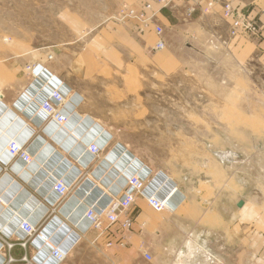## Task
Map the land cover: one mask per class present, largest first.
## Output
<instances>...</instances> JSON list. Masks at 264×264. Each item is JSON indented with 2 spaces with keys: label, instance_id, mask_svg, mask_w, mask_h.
<instances>
[{
  "label": "crops",
  "instance_id": "0c3cea01",
  "mask_svg": "<svg viewBox=\"0 0 264 264\" xmlns=\"http://www.w3.org/2000/svg\"><path fill=\"white\" fill-rule=\"evenodd\" d=\"M145 2L152 20L142 30L129 11L143 10ZM226 3L254 19L259 33L231 35ZM74 19L71 35L52 43L0 34V264L23 254L56 264L54 247L67 251L60 264H145L144 252L153 256L150 264H239L238 227L249 229V259L264 264V0H120L117 12L98 24ZM154 25L163 29L159 50ZM36 65L37 74L27 69ZM54 86L67 97L66 125L44 120L39 108ZM180 86L210 102L182 109ZM161 101L172 118L207 116L224 101L243 115L233 128L225 122L190 127L211 153L197 162L199 179L195 169L177 180L155 171L117 138L120 120L143 118L149 103ZM182 129L177 122L168 133ZM198 131L216 134L200 139L193 136ZM11 139L28 145L32 163L10 158ZM93 140L102 148L98 159L87 150ZM146 169L167 180L166 190L176 189L170 202L178 206L157 212L139 196L122 243L113 227L98 235L85 209ZM58 178L75 184L62 199L53 190ZM154 190L149 184L146 192ZM23 220L37 226L29 239L20 230Z\"/></svg>",
  "mask_w": 264,
  "mask_h": 264
},
{
  "label": "rangeland",
  "instance_id": "374dc122",
  "mask_svg": "<svg viewBox=\"0 0 264 264\" xmlns=\"http://www.w3.org/2000/svg\"><path fill=\"white\" fill-rule=\"evenodd\" d=\"M119 3L120 0H0V34L4 37L30 36L37 43H52L71 35V18L75 20V17L87 24H98L116 13ZM180 96L185 100L181 101L182 109L189 108L191 105L203 108L210 102V99L205 100L203 93L189 95L183 93L181 89ZM188 98L191 101L187 102ZM123 100L121 102L124 104L126 100L129 101V98H123ZM148 105L150 111L145 117L120 120L117 130L120 137L117 138L124 143L129 142L135 152L134 155L146 165L155 171L161 170L167 173L174 180L182 176L183 172L185 177L193 175L194 169L195 173L197 172L196 178L199 179L198 173L201 166L197 162L207 159L211 154L210 149L204 148L201 142H197L196 138H192V135L188 133L190 127L205 129V126L211 123L216 127L225 122L227 126L233 128L241 120L244 121L243 115L230 112L232 104L227 101L219 103L220 106L211 107L212 113L207 116H192V118L188 116L172 118L169 112L171 109L162 101L160 104L153 102ZM182 113H184L183 110ZM177 122H181L182 133L169 134L168 131L172 130V126ZM127 131L131 136L129 139L125 136ZM227 133L236 138L240 135L238 130L232 129ZM208 134L216 133L198 131L193 136L197 135L202 139ZM248 232L249 229L247 231L238 227L239 264H253L245 253V249L249 248L248 237H245ZM151 260L145 264H150Z\"/></svg>",
  "mask_w": 264,
  "mask_h": 264
},
{
  "label": "built area",
  "instance_id": "2783aa9c",
  "mask_svg": "<svg viewBox=\"0 0 264 264\" xmlns=\"http://www.w3.org/2000/svg\"><path fill=\"white\" fill-rule=\"evenodd\" d=\"M151 5L148 2L144 3L143 10L129 11L139 21V29L146 27L152 20V16L146 14V10L150 9ZM224 17L231 18V35L235 33H259V26L254 19L248 18L244 13L236 11L229 3L223 5ZM154 33L157 37L154 49L159 50L165 46L163 40V29L160 25L153 26ZM28 70L37 74L40 66H28ZM67 97L61 92L59 86H54L49 89L47 95L40 101L39 108L43 114L44 120L53 122L58 125H66L68 122V115L66 111ZM87 150L92 155V158L98 159L101 155V146L95 140L87 145ZM7 154L10 158L19 160L24 165L30 164L33 161L32 154H30L28 145L18 142L16 139L8 141L6 146ZM158 174L152 176L151 171L146 169L144 173L134 172L125 178V183L116 191H103L98 195V198L89 204L84 211V218L89 227L96 229L98 235H102L105 231L112 227L119 235L122 241L126 238L131 230L132 216L129 209L133 207L137 197H145L147 205L154 211L163 212L165 209L173 210L170 200L176 193V189L166 190L167 180L164 178L163 182L156 179ZM158 185H155V184ZM149 184L154 185L155 190L147 193L146 190ZM74 183H65L62 179H57L54 182L53 190L57 199L67 197L74 187ZM165 191L164 196H159L158 192ZM20 230L24 234V238L32 237L37 233V226L28 220H23L20 223ZM111 244V243H109ZM24 245V243H21ZM11 247V244L7 245ZM67 251L54 247L51 250V256L56 264H60L65 260ZM146 260L150 261L152 256L147 252L143 253ZM2 264H36V262L26 254H23L18 262L12 257L7 256Z\"/></svg>",
  "mask_w": 264,
  "mask_h": 264
},
{
  "label": "water",
  "instance_id": "95a60500",
  "mask_svg": "<svg viewBox=\"0 0 264 264\" xmlns=\"http://www.w3.org/2000/svg\"><path fill=\"white\" fill-rule=\"evenodd\" d=\"M243 203V200H240L238 203H237V207H240Z\"/></svg>",
  "mask_w": 264,
  "mask_h": 264
},
{
  "label": "bare ground",
  "instance_id": "6f19581e",
  "mask_svg": "<svg viewBox=\"0 0 264 264\" xmlns=\"http://www.w3.org/2000/svg\"><path fill=\"white\" fill-rule=\"evenodd\" d=\"M160 177H161V176H160ZM166 178H167V177H166ZM167 183H168V182H167ZM167 183H166V184H167ZM174 202H175V203H174V208H175V207L178 206V203H177L176 201H174Z\"/></svg>",
  "mask_w": 264,
  "mask_h": 264
}]
</instances>
